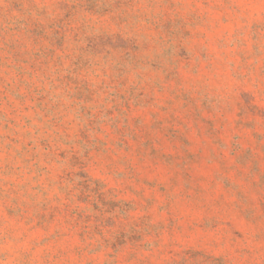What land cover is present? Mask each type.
Wrapping results in <instances>:
<instances>
[{
  "label": "rangeland",
  "instance_id": "obj_1",
  "mask_svg": "<svg viewBox=\"0 0 264 264\" xmlns=\"http://www.w3.org/2000/svg\"><path fill=\"white\" fill-rule=\"evenodd\" d=\"M0 264H264V0H0Z\"/></svg>",
  "mask_w": 264,
  "mask_h": 264
}]
</instances>
